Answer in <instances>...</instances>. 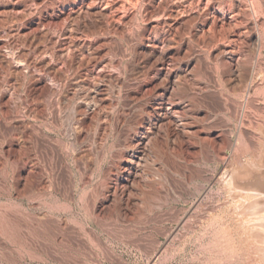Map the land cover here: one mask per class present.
<instances>
[{
  "label": "rangeland",
  "instance_id": "374dc122",
  "mask_svg": "<svg viewBox=\"0 0 264 264\" xmlns=\"http://www.w3.org/2000/svg\"><path fill=\"white\" fill-rule=\"evenodd\" d=\"M253 2L0 0V264H264Z\"/></svg>",
  "mask_w": 264,
  "mask_h": 264
},
{
  "label": "bare ground",
  "instance_id": "6f19581e",
  "mask_svg": "<svg viewBox=\"0 0 264 264\" xmlns=\"http://www.w3.org/2000/svg\"><path fill=\"white\" fill-rule=\"evenodd\" d=\"M254 2H253V0H252V5H253V8L255 9V7H254ZM188 7V6H187ZM189 13V12H188ZM233 24V23H232ZM233 51V50H232ZM168 73V72H167ZM168 96V95H167ZM169 96H170V94H169ZM170 98V97H169ZM170 100V99H169ZM169 111H170V109H169ZM169 111H167L165 114H169ZM172 111V110H171ZM165 114H164V116H165ZM162 115V114H161ZM138 153H139V155H140V158H138L139 159V161H142V160H144V158L147 156V153H148V148L147 147H143V148H141L139 151H138ZM147 164V163H146ZM136 165V167L135 168H139L141 165L140 164H135ZM264 172V171H263ZM258 179H259V177H258ZM257 179V180H258ZM262 180V179H261ZM262 184L261 186H259V187H261V188H264V180L263 181H260V180H258V185L260 184V183Z\"/></svg>",
  "mask_w": 264,
  "mask_h": 264
}]
</instances>
